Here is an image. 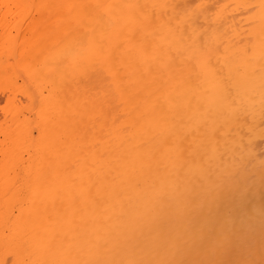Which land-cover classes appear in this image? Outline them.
I'll use <instances>...</instances> for the list:
<instances>
[{"label": "bare ground", "instance_id": "bare-ground-1", "mask_svg": "<svg viewBox=\"0 0 264 264\" xmlns=\"http://www.w3.org/2000/svg\"><path fill=\"white\" fill-rule=\"evenodd\" d=\"M260 151L264 0H0V264L241 258Z\"/></svg>", "mask_w": 264, "mask_h": 264}, {"label": "rangeland", "instance_id": "rangeland-1", "mask_svg": "<svg viewBox=\"0 0 264 264\" xmlns=\"http://www.w3.org/2000/svg\"><path fill=\"white\" fill-rule=\"evenodd\" d=\"M260 153L262 154V155H264V152L262 153V151H260ZM261 156V155H260ZM258 177V176H257ZM256 177V178H257ZM264 186H262V187H260L261 189H263L262 191H264V188H263ZM262 191H260V194H264V193H261ZM262 196V195H261ZM260 196V197H261ZM263 197V198H262ZM261 198L262 199H264V195L262 196ZM264 200H262V202H263ZM264 204V203H263ZM261 209L263 210L264 209V205H263V207H261ZM258 211H259V209H258ZM242 212L243 213H245V215L247 216V218H246V220H245V224H244V227H243V225L241 226V228H238V229H236V231H238L239 229V231L238 232H240V234H241V231H242V229H244L243 230V232H242V234L243 233H245V231H246V233L248 232V237L249 236H251L252 234L250 233L251 231H256L257 232V230H258V234H257V236L255 235V237H253L254 235H252V239L250 240H248V237H247V241L248 242H246V243H243V240L246 238V236H245V238L243 237V236H240V234H239V236H240V238L242 239V238H244V239H242V240H240V238H237V236H238V234L237 233H234L235 232V230L232 232V233H230L229 232V230L230 229H225L224 231H223V234H224V232H225V238H226V234H227V232H229V234H232V236L234 235V238H230L229 237V239L230 240H233L234 241V239H238V240H240L241 241V243L240 244H242V245H240L238 242H240V241H238L237 240V242H236V240L234 241L235 243H238L240 246H238L237 244H234V242H233V247L234 246H238V250H240V251H238V252H236V249H235V251H234V253L236 252V253H238V254H233V256H236L237 255V257H238V255H240V254H242L241 255V258L240 257H238V259L236 258V257H227V255H228V253L230 252L229 251V249H228V247H227V249L225 250V247L224 246H228V245H230V244H226L225 245V243L227 242V239H225V241H224V239L222 240V241H224V242H222L221 244L220 243H218L219 244V246H222L221 247V249H223L224 251H229V252H227V254L225 255V253L226 252H223L224 253V256H226L225 258H222L223 257V254L219 257V258H215L216 260L214 261V263L211 261L209 264H264V223H263V226H262V228L259 226V225H255V224H252L253 222H251L250 223V221H249V218L253 221V218L255 217V215H254V213L255 212H253V214H251V213H248V212H250V211H241V214H239V215H242ZM251 214V215H250ZM262 214V213H261ZM263 214H264V210H263ZM210 215H212V214H210ZM248 215H250V216H252L253 218H251V217H249ZM246 216H244V217H246ZM261 216V215H260ZM240 217V216H239ZM243 217V218H244ZM258 217V218H257ZM257 217H256V219H254L255 220V222H256V220L257 221H259L260 223H262L260 220L261 219H263L264 218V215H263V218H259V215L257 214ZM212 219V218H211ZM244 221V219L242 220V222ZM264 221V220H263ZM254 222V223H255ZM246 223H247V225H246ZM257 223V222H256ZM258 224V223H257ZM251 225H253V226H251V229H250V231H249V228L248 227H250ZM262 225V224H261ZM246 226H248V227H246ZM245 227H246V229H245ZM252 227H253V229H252ZM260 227V229H262V231L260 230L259 231V228ZM234 233V234H233ZM241 234V235H242ZM223 235V236H224ZM244 235V234H243ZM238 236V237H239ZM227 238H228V236H227ZM257 239V240H256ZM246 240V239H245ZM245 240H244V242H245ZM256 240V241H255ZM210 242V241H209ZM218 242H220V241H218ZM229 243V242H228ZM230 243H231V241H230ZM252 243V244H251ZM209 244H213V242H212V240H211V243H209ZM255 244V245H254ZM211 246V245H210ZM210 246H208V253L209 254H213L212 253V249H213V246H212V249H211V251H210ZM253 246V247H252ZM233 247H231V248H233ZM239 247H241V248H239ZM243 247V248H242ZM215 248H217V251H215L216 252V255H217V257L220 255L219 253H221V252H219L220 251V248H218L217 246H215ZM235 248V247H234ZM219 249V250H218ZM213 250H215V249H213ZM248 250H250V251H248ZM214 252V253H215ZM219 252V253H218ZM219 255H218V254ZM231 253V252H230ZM240 253V254H239ZM208 254V255H209ZM232 254V253H231ZM216 255H215V257H216ZM212 257V256H211ZM210 258V257H209ZM208 258V259H209ZM211 259V258H210ZM210 259H209V261H210ZM212 259H213V257H212ZM219 259H221V260H219ZM208 262V261H207ZM206 262V264H208Z\"/></svg>", "mask_w": 264, "mask_h": 264}]
</instances>
